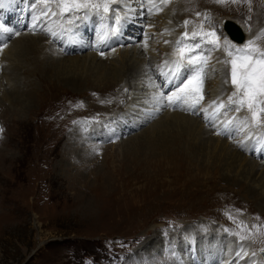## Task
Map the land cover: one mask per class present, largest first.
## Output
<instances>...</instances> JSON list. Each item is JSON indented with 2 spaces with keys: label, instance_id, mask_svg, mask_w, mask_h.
<instances>
[{
  "label": "rangeland",
  "instance_id": "374dc122",
  "mask_svg": "<svg viewBox=\"0 0 264 264\" xmlns=\"http://www.w3.org/2000/svg\"><path fill=\"white\" fill-rule=\"evenodd\" d=\"M147 1L150 3H146V0H91L92 3L110 6V10L112 5H115L113 9H119V11H111V15L108 17L109 12L103 11L102 16L101 11L90 9L88 14L93 15L92 19L97 21L100 27L102 26L101 21L110 22L108 27L103 30L97 29L102 38L95 45L97 52L88 49L72 55L65 54L71 57L90 56L96 53L98 58L101 57L106 62L109 58L110 62H108L111 63V67H121V73L124 74V64L130 60L131 53L139 45L138 48L141 49L138 50L139 55L141 53L143 59L147 57L155 60L156 66L153 64V75L151 73V76L153 81H158V88H154L157 91L162 89V80L159 74L165 76V73H169V57L170 60L173 59L178 63L177 65L184 68V66H192L188 64V55H195L197 63L203 64V68L199 67V71L196 69L194 74L191 73V82L199 80L200 89L197 92H189L187 86L189 82H186L187 89L182 84L187 81L186 78L183 80L184 82L180 83V88L171 91V94L164 91L161 95H165L167 98L172 97L174 92L176 94L183 89L185 90L184 95L187 91L190 96L191 93H196V99L192 98L199 103L194 104V100L192 98L190 100L189 97L187 102L194 104L193 109L180 113L199 119L203 124L202 130H207L212 134L209 136L214 139L223 138L234 150L249 157L252 164L255 162L264 164V157L255 155L260 150L264 151V123L257 124L247 107L235 111V105L229 103V97L236 89L231 83V64L229 63L235 59V54L228 55L232 50L229 46L242 48L249 42H254L255 46L264 49V0H236V2L233 0H162L159 4H156L155 0ZM121 3H128L132 9L138 12L136 19L139 14L142 17H140L142 20L136 21L138 27H136L135 37L137 38L135 41L129 38V32H132L129 30L132 29L133 23L123 20L121 30H124L120 37L123 39L125 37V42L114 44L115 46L109 50L103 51L100 49L103 43L113 39V35L110 36L108 30L112 34H117L116 31L120 30L119 23H115L116 17L127 16L124 15L125 10L120 8ZM142 3H145V6ZM151 3L152 7L148 11V4ZM36 4L38 8L35 7ZM57 5L56 16L55 13L47 14L46 17L43 15L44 23L48 21L56 25V18L65 23L57 24L55 31H53L55 26L49 30L41 26V29L36 27L40 31L22 26L25 30L22 28L18 32L13 30V32H5L7 43L0 46V55L3 56L2 52L5 46L11 44L19 35L31 34L30 36L34 35V37L38 35L42 38L45 37L44 39L47 41L45 46L48 47L50 43L59 42L61 38L59 34L69 28L65 19H69L68 15L62 18L64 16L62 13H67L66 8L63 4H59L58 0H32L23 12H21V3L19 11L16 10L14 13L12 8L2 10L7 17L3 16L4 22L0 20V29L4 25L9 28L6 25L8 18L12 22L13 19L20 20V17L22 19L25 15V20L22 21L29 24L32 12H38L39 15V10L50 9ZM171 6L175 8V12L171 11ZM101 8L103 9V7ZM177 8L181 11L178 12ZM50 15H54L53 18ZM82 15H84L83 12L73 14L70 22L81 21L84 18ZM225 20L234 21L242 28L246 37L244 45L237 46L238 44L236 45L229 40V37L227 38L222 28ZM34 21H40L37 14ZM185 21H187L186 25ZM113 27L114 31H112ZM151 27L152 29H150ZM167 28L171 29L170 34L165 32ZM61 31L62 33H60ZM48 33L50 35L46 37ZM185 33H187L186 36ZM159 35H164L168 39ZM80 40L82 43L89 42L83 37L69 39V41L76 42L75 46L77 43L79 44ZM123 43L125 44L123 45ZM146 44H150L152 48L147 50L144 46ZM192 44L198 45L194 52H191ZM202 50L205 51L204 55ZM137 56L138 54L135 52L131 63L140 62L142 56ZM2 58L0 57V77L3 74L2 69L6 65L7 67L10 65V63L5 64ZM143 59L141 61H144ZM114 64L115 66H112ZM183 64L185 65L183 66ZM168 67L169 69H167ZM217 70L220 71V77L223 75V85L217 78H210L209 82L208 79L204 80L203 75L207 73L210 77L217 76ZM79 71L82 72V70ZM92 73L96 74L97 72L96 70L89 72L91 75ZM176 78L178 79V76ZM21 79L22 83L27 84L23 75H21ZM120 79L116 81L119 82ZM90 81L92 84L84 85L89 89H86L87 91L81 90V87L76 89L78 91H73L68 83H57L55 84L56 90L47 91L42 97L38 96L34 100H26V106L22 110L21 107L12 106L10 99L6 100L3 97V93L10 96L12 88L7 79L2 78V82L0 80L3 86V89L0 87V129H3L0 132V264H139V262L141 264H171L173 262V264H186L183 256L184 251L180 250L182 245H189L187 247L189 250L196 251L200 245L208 244L205 242L208 237L202 239V243L199 242L196 235L192 234L194 244H191L190 248L191 239L185 237L187 235L185 230L196 227H204L201 230L205 229L206 232L203 234L206 236L208 233L219 234L221 232L222 235L219 234L222 236L219 242V246H221L220 258L217 264H248L250 256L255 258L252 264H264V259L262 258V260V256L259 254L264 249V205H260L256 196L251 195V187H249H256L260 193L264 194V168L254 174L253 179H244L243 174L248 172L249 167L245 163L237 162L232 169L234 170L231 173L233 176L228 175L230 178L226 175L227 170L224 167L221 168L222 172L220 170L214 174L213 170L207 171L202 175L203 177L201 176L202 178L187 182L189 179L182 177L180 168L174 166L172 171L166 172L167 168L165 167L158 172L159 168L156 166L158 163H154L155 168L150 169L151 172L155 171V174L152 173L155 176L153 180L141 178L131 180L127 185L121 184L118 187L103 185L98 178L102 171H104L103 173L107 172L116 184H118L117 170L120 173L124 171L129 175L132 172L135 174L140 172L130 169V166L126 168L128 161L125 154L130 140L138 139L144 135L145 131L152 130L154 124L165 119L167 110H176L170 108L171 110L166 109L165 112H158L155 117L141 126L132 128L134 121L129 122L128 118L122 114L131 109L134 100V91L130 90L127 82L124 81L122 86L115 87L114 84L108 83L105 84L106 86H100L95 82V78H91ZM175 87L176 85H174ZM182 87L183 89H181ZM209 87H211L210 90H208ZM210 91L214 94H210ZM118 92L119 94H117ZM121 93L122 95H120ZM97 94L114 97V100L111 99V108L103 109L104 107L100 106L98 101L100 99H97ZM212 95L214 97L211 98ZM217 95H222V98ZM213 99L217 103L223 102L226 107L217 108L212 104L213 109L215 108L213 114L216 113L217 116L214 114L213 118L207 122L205 116L208 115L206 113L209 106L207 109L205 108L206 111L203 106L205 104L207 107L209 100ZM258 101L264 102V97H258ZM261 107H264V103H258L255 110L257 117L264 119V113L260 112ZM104 112L108 113L106 118L102 115ZM209 114L211 115L212 112ZM220 114H222V118L218 116ZM117 117L123 118L121 123ZM134 119H139V116ZM119 123L126 130L123 128L115 138L106 134L117 129ZM84 125L85 127H83ZM224 125L227 126L225 133L220 131L225 127ZM70 126L74 127V130ZM98 127H101V130H98ZM87 132L88 134H85ZM100 133H105L104 137H101ZM251 134L256 136L259 144L251 148L253 152L248 153L244 149H249L250 144L252 143L251 146L255 144L253 140L256 139ZM259 136L260 138H258ZM68 138H73V140L75 138V142L79 144L76 148L78 147L80 150L93 149L92 161H88L83 156L69 159L66 150L69 153L68 143L71 141ZM261 140L262 142H260ZM257 141L256 143H258ZM257 147L258 149H255ZM216 154L217 151L213 153V156ZM97 171H100L99 174ZM143 173L146 171L143 170ZM232 177L244 179L245 182L240 184L236 178L232 179ZM153 234H161L160 240L156 244L150 243L153 241L151 239ZM234 243L237 247L240 245L246 247L247 251L245 252L248 253L244 259L237 255L240 249L235 250ZM147 246H152L149 252H146ZM192 259L199 262L198 251L196 257L194 255Z\"/></svg>",
  "mask_w": 264,
  "mask_h": 264
},
{
  "label": "bare ground",
  "instance_id": "6f19581e",
  "mask_svg": "<svg viewBox=\"0 0 264 264\" xmlns=\"http://www.w3.org/2000/svg\"><path fill=\"white\" fill-rule=\"evenodd\" d=\"M31 1L32 0H2V5H0L2 7L0 9V20H1V22L2 21L4 22V20L2 19L3 16L7 17L6 13H4V11H2V10L12 8L13 13H14V12H16V10L19 9V5L21 3L22 4L21 12H23L25 7L27 5H29V3ZM161 1L162 0H155V3L159 4ZM146 3H150V2H148L146 0ZM130 4H131V2H130ZM16 5H18V6L16 7ZM142 5L145 6V3H142ZM148 6L149 7H147V8L149 11V9L152 7V3L148 4ZM35 7L38 8V5L36 4ZM54 7L56 8V10H54L55 9ZM114 7H115V5H112L111 9H113ZM120 8H122L126 12L124 15H127V16L124 17V20L127 21L128 23H133L132 29L129 30L132 32H129V31L128 32L130 35L133 36V37H131L129 35V38H131L132 41H135V39L137 38V37H135L136 36L135 31H136V27H138V23L136 21L140 20L142 17L139 14V17H137V19H136L135 17H136V14L138 12H136L135 9H132L130 7V5H128V3H126V4L121 3ZM61 9L63 10L62 6H61ZM144 10H145V8H144ZM179 10L181 11V9L177 8L178 12H180ZM230 10H231V8H230ZM66 11H67V9H66ZM171 11L175 12V8H173L172 6H171ZM25 12H27V11H25ZM28 12H29V8H28ZM57 12H58V5L52 6L50 9L44 8V9L39 10V13H40L39 15H38V12H32L31 16H30V21H29L30 23L29 24L26 23V24H28V26L25 28L31 27L32 29H34V31H38L40 26H41L42 28L49 30L53 26H55V24L49 23L48 21L46 23H44V18L41 19V16L42 15L46 16L47 14H51V13L52 14L55 13V16H56ZM59 12L61 13L60 10H59ZM11 13H12V11H11ZM140 13H143V12H140ZM36 14H37L38 20L40 19V21H38L39 23L34 21V17H36ZM19 15H21V14L19 13ZM88 15H90V14L82 15V17H84V18H82L81 21H75V22L72 21L73 24L70 22L71 20L65 18L66 17L65 15L62 16V18H65L67 23L69 24V28L66 31L62 30L64 32L62 33V31H61L60 33H62V34H59V36L60 37L63 36L66 41H68V42H70V44H72L71 49L75 46L76 42L74 43L72 41H69V39L71 40L74 38L83 37L87 41L93 40V39H90V37H89L91 35V33H89V32H91V30L94 34L93 37L96 36V38H98V40H97L98 42H99V40L102 39L99 36V33L95 28V25H99V23L97 21L95 22L92 18L90 19V16H88ZM50 16H52V18H53L54 15H50ZM142 16H144V15H142ZM23 19H25V15H24ZM9 20L10 19L8 18V21ZM20 20H21V17H20ZM20 20L19 19H13L12 22L7 21L6 25L9 26L8 29H10L11 32L21 31L23 28L22 26H23V24L25 25V23H23ZM225 21L223 23V26H226ZM17 22H18V25H16ZM101 22H102V24L105 25V28L108 27V25L110 23V22H106L105 20L101 21ZM59 23H65V22H61L60 20H58L56 18V25ZM76 24H78L79 26L77 27ZM72 25H73V27H71ZM4 27H5V25H4ZM36 27H39V28L37 29ZM150 29H152V27ZM122 31L123 30H121V29L119 30V32H122ZM169 31H171V29L167 28V30H165L166 33L168 32V34H170ZM4 33H5L4 31L0 32V46L3 45L4 43L5 44L7 43L6 42L7 37H5L6 35ZM31 33H33V32H31ZM34 33H37V32H34ZM52 33L55 34L54 32H52ZM64 33L66 35H64ZM30 35H28V34H24L21 36L19 35V37L16 38L11 44H8V46H5L4 51L2 52L3 56L0 55V57H3L2 60L5 64L10 63V65H8V67L6 65L2 69L3 74L1 75L2 77H0V80L2 82V78L7 79L9 84H10V87L12 88V90H11L12 93L10 96L7 93H3V97L6 100L10 99V103L12 106H14V107L18 106V107H21L22 110H24L23 108L26 106V100H34L38 96L42 97V95L45 94L47 91L54 90L55 84H57V83H60V84L61 83H64V84L68 83L70 85L71 89H73V91H78L76 89L79 87H81V90L85 89V91H87L89 89L84 87V85L88 84V83L92 84L90 80H91V78H95V82L99 83L100 86L108 83V84H114L113 86L117 87L119 85L122 86L123 82L126 81L128 87L131 88L130 90L134 91V93H133L134 94V97H133L134 100L132 101L133 103H132L131 109L129 111H127L126 113H122V114H124V116L126 118H128L129 122L134 121V123H132V128H137V127L141 126L142 124H144L145 122L150 120L152 117H155L158 112H161V111L165 112L166 109H170V108H174L176 110V111H172L170 109L172 112L167 110L165 119L164 120L161 119L162 120V121L160 120L161 122H157L156 124H154L152 126L153 127L152 130L149 129V130L145 131L144 135H141V137L138 139L130 140V142L128 141L129 146H127V153L125 154L127 156L126 159L128 161L126 168H129V166H130V169H134L137 171L139 170L140 172L136 173V174H135V172H132L129 175L128 173H125L124 171L122 173H120V171L117 170L116 173L118 174V178H117L118 184H116L114 179L110 178V176L108 175L107 172L103 173L104 171L101 170L102 172L99 174L100 171H97L98 172L97 174H99V177H98L99 182H101L103 185H114V186L118 187L121 184L127 185L128 183L131 182V180H136V179L139 180L141 178H144L145 180L146 179L153 180L155 176L152 175V173L155 174V171L151 172V170H152V168H155L154 163H158V165H156L157 168H159L158 172H160V170L165 168V167L167 168L166 172L172 171L174 166L180 168V170H182L181 171L182 177L185 179H189V180H187V182L191 181L193 179H196V178L199 179V177H201L207 171L213 170L214 174L218 173V172H220L221 168H224V167H225L224 169L227 170L226 175L231 176L232 175L231 173L234 172V170H232V169L234 168V165L237 162L245 163L246 166L249 167L248 172L246 174H243L244 179H249V178L253 179L254 174H257L261 169L264 168V164L261 162H255L254 164H252V161H251V159H249V157L244 156V154L241 155V152L238 150H234V148L232 146L228 145V143L226 141H224L223 138L217 139L215 137L216 139H214L213 137L209 136L212 134L209 133L207 130L206 131L202 130L203 124L199 121V119H195L191 116L190 117L185 116L184 114L180 113V112H185V110L191 111L193 109L192 106L195 103H197L196 100H194V99H196L195 96H197V95H195L196 93L195 94L191 93V96H190L189 92H192V91L197 92V90L200 89L201 86L199 85V82H198L199 80L196 82L187 83L188 85L186 84L188 86L189 92L186 90L187 92L185 95H184L185 90L183 89V87L181 88V89H183L182 91L178 90L179 92H176V94L174 92L172 94V97H171L172 103L168 102V98L165 95H163V96L161 95L164 92V89H162V90L158 89V91H157V89L155 90L154 88L157 87L158 81L157 80L153 81L152 76H151V73L153 75V67L155 65L154 64L155 60L152 58H147V57H145V59H143V55H141V53L139 55L138 50H141L138 48L139 45H137L134 49V52L131 53L132 56L130 57V60L124 64L123 70L124 69L125 70L123 71L124 74H122L121 73V67H119V68L118 67L117 68L111 67V63H109L110 62L109 58H107L108 59L107 62L109 61L107 63L105 61V59H102L101 57H100L101 59L98 58V54H96V53L93 55H90V56H71V57H68L67 54L72 55V54H75L79 51L73 50V51H75L74 53H67L66 51L62 52L60 40H59V42H57V41L54 42L55 44L50 43L49 46L47 47V46H45V43H47V41L44 39L45 37L42 38L39 35L37 37H34L33 34H32L33 36H30ZM49 35H50V33H48L47 36L46 35H44V36L48 37ZM159 36H161V35H159ZM161 37L163 38L165 36L163 35ZM165 38H167V37H165ZM124 39H125V37H124ZM124 39L118 37L115 41H117V43L120 44L122 41H124ZM113 40H114V38L112 39L111 42L107 41V42L103 43V45L101 46L100 49L104 51V50H109L110 48L115 46L114 44H116V43H115V41L113 42ZM229 40H230V38H229ZM245 40H246V37H245ZM75 41H77V40H75ZM81 42L82 41L80 40L79 44L77 43V45H76L83 50L80 52H84L85 50H88V49H93L94 52H97V50L95 48H93V46H92V44L96 45L97 42H93V43L92 42L81 43ZM160 42L162 43V41H160ZM127 43H129V42H127ZM124 44L125 43H123V45ZM194 44H196V43H194ZM235 44H237V43L235 42ZM242 44L243 43H241L240 45H242ZM162 45H165V44H162ZM144 46L147 48V50L150 47L152 48V46H150V44H146ZM58 47H59V49H58ZM203 47H205V46H203ZM226 47H227V45H226ZM135 52L138 54V56H142L141 60L143 59L144 61L140 60L139 63H131L134 56H135ZM65 53H67V54H65ZM125 53H128V51H125ZM197 55H199V54H197ZM110 60H112V59L110 58ZM179 61H180V58H179ZM168 64H169L170 69L168 67L167 69H169V73L168 74L165 73L164 80H166V82H164L163 87L166 89L165 90L166 93L171 94V91L173 92L174 90H177L174 88V85L172 84V78H176L178 76V81L180 78H182L181 81L179 82V85H180L181 82H184L183 80H185L186 78L189 77L190 73H193V72L195 73L196 70L194 71V67L189 66V65H188V67H185L184 66L185 64H183L184 68H181L180 65H177L178 63L175 62L173 59L170 60V57H169ZM202 65L199 66L200 69H201V67L203 68ZM218 65L220 66V64H218ZM112 66H115V64ZM163 67H164V65H163ZM178 67H180V68L178 69ZM200 69H198V71ZM79 70H82V72ZM95 70L97 72L96 74H93V73H92V75L89 74V72H91V71L95 72ZM218 70H219V68H218ZM218 70H217V76L213 75V77H210V75L208 73L206 75H203L204 80L208 79V82H209L210 78H217V79L221 80V85H223L224 84L223 75L220 77V71L218 72ZM176 72L179 75H176L177 74ZM223 74H224V71H223ZM21 75L24 76L27 84L22 83ZM160 75H162V74H160ZM119 79H120L119 82L116 81ZM1 82H0V87H1V89H3ZM116 82H118V83L115 84ZM185 82H188V81H185ZM210 88L211 87H209L208 90H210ZM93 89H95V88H93ZM117 90H118V88H117ZM122 90H124V89H122ZM151 90H153V91H151ZM91 91H97V90H91ZM215 91H216V89H215ZM227 91H229V90H227ZM97 92H99V91H97ZM211 93L214 94V92L210 91V94ZM117 94H119V92ZM124 94H125V92H124ZM120 95H122V93ZM222 95L224 96V93ZM222 95H217V97L221 96V98H222ZM96 96H97V99H100L98 101L101 104L100 106L104 107L103 109L111 108V99H113L114 97L112 98L110 95L102 96L100 94H97ZM118 97H119V95H118ZM179 97H187V100H185L184 102L177 103V98H179ZM189 97H190V100L192 97H194V99L192 98L194 100V104L187 102L189 100ZM200 97H202V96H200ZM210 97L212 98L214 96L212 95ZM23 98H25V99H23ZM117 99H116V101H117ZM6 100L3 99V101H6ZM213 100L212 101L209 100V101L213 102ZM214 101H216V100H214ZM210 102H209V104H207V107L205 104L203 106L204 109L205 108L207 109L209 106V109L206 113L208 115L205 116V121H207V122L209 121L210 118H213L214 114H216V113L213 114V111L215 108L213 109L214 106L212 105V103L210 104ZM105 107H107V108H105ZM164 108H165V110H164ZM217 108H216V110H218ZM206 109H205V111H206ZM104 111H106V110H104ZM108 111H110V110H108ZM211 112H212V114L210 115L209 113H211ZM104 113L102 115H104V118H106V116H108V113H105V114ZM109 114H110V112H109ZM113 115H114V113H113ZM137 116H139V119H141L140 121H139V119H134V117H137ZM215 116H217V114ZM219 117L222 118V115ZM224 118H225V114H224ZM114 119H115V117H114ZM117 119L120 120V123H121L123 118L117 117ZM232 120H231V122H232ZM75 124H77V123H75ZM119 124H118L117 129L115 128L112 131H110L109 133L107 132L106 134L107 135L110 134L112 138L113 137L115 138L117 135L120 134V131H122L123 128H124V130H126L125 127H121V124L120 125ZM79 125H80V123H79ZM129 126H131V125H129ZM228 126H230V124H228ZM70 127L72 130H74L73 129L74 127H72V126H70ZM83 127H85V125ZM102 127H103V125H102ZM248 129H250V128H248ZM98 130H101V127H98ZM226 130H227V126H225L220 131L225 133ZM39 131H40V129H39ZM228 132H230V131H228ZM80 133L82 134V132H80ZM85 134H88V132ZM104 134L100 133L101 137L102 136L104 137ZM42 135H44V134H42ZM46 136H44V137L46 138ZM232 136H234V135H232ZM248 137H249V134H248ZM253 138H256V136H253ZM258 138H260V136ZM69 139L70 138H68V140ZM261 139H263V138H261ZM70 141L73 143H71V142L68 143V145L70 147L69 153L66 150V155H69V159H71V157H76V156L82 157L83 156V158L87 159L88 161H92L93 149L92 150L91 149L80 150L78 147H77L78 148L77 149L76 146H78L79 144H77L75 142V138H74V140H73V138H71ZM253 141H255V143H256L257 138ZM257 142L259 143V141H257ZM260 142H262V140ZM263 145H264V142H263ZM242 148H244V147H242ZM255 149H258V147ZM233 150L235 153L233 152ZM244 150L248 152V149H244ZM208 151H209V153H208ZM216 151H217V154L213 156V153H215ZM255 155L258 157H261V155H262V157H264V151L261 150L258 153H256ZM126 159H123V160L125 161ZM160 164H162V165H160ZM143 170L146 171V173H143ZM127 172H129L128 169H127ZM221 172H222V170H221ZM116 173H115V175H116ZM141 174H143V175H141ZM79 177L81 178V175H79ZM234 178H236V177H234ZM234 178L232 177V179H234ZM263 178H264V176H263ZM244 179L236 178V181L240 182V184H241V182H245ZM244 185H245V183H244ZM249 187H251L250 188L251 195L256 196V198L260 202L259 203L260 205H262V204L264 205V194L260 193V191H258V189L256 187H252V186H249ZM203 228L204 227H196V228H192V229L186 228V230H185V232H187L186 233L187 235H185V237L191 239L190 248L192 246L191 244H194L192 242V241H194V237L192 236V234L196 235L199 242H202V243H203V241H201V240L206 239L208 237V239H206V241H205L208 244L202 245V246L200 245V247H197L196 251L192 250V249L189 250V248H187V247H189V245L188 246L182 245L180 250H181V252L184 251L183 256L185 258L186 264H217V261L220 258L221 246H219V242L222 239V236H220V235H222L221 232L219 233L220 235L214 234V233H208V235L206 236L203 234V232H206L205 229L201 230ZM179 235H178V237H179ZM160 236H161V234H153L152 238H151V239H153V241H151L150 243L156 244L160 240ZM174 236H177V235H174ZM233 247H234V249L236 248L235 250H237V248H239V249L243 248L245 251H247L246 247L243 245H240L237 247V245L234 243ZM151 248H152V246H149V247L147 246L146 252H149V250ZM229 250H228V252H229ZM197 251H198V255H199V259H198L199 262L198 263L192 259V257L194 255L196 257ZM202 251H205V252H202ZM236 253H237V251H236ZM246 253H248V252H246ZM259 254L262 256L261 259L262 258L264 259V251H261ZM167 256H168V254H167ZM244 257H243V259H244ZM248 258H249L248 264H252L255 261V258H253L251 256ZM173 263H171V264H173ZM225 263H227V262H225ZM139 264H141V262H139Z\"/></svg>",
  "mask_w": 264,
  "mask_h": 264
},
{
  "label": "snow or ice",
  "instance_id": "6c2138e0",
  "mask_svg": "<svg viewBox=\"0 0 264 264\" xmlns=\"http://www.w3.org/2000/svg\"><path fill=\"white\" fill-rule=\"evenodd\" d=\"M236 2V0H233ZM59 4H63L67 9V13H62V15H68L69 20L72 19V15L75 13L83 12L84 15L88 14L90 9H100L103 7L104 12H109V7L101 5L99 3H92L91 0H58ZM0 5H2V0H0ZM113 12H118L119 9H111ZM46 14V13H45ZM115 23H119V17H116ZM187 21H185V25ZM4 32H9L10 29L3 27L0 29ZM185 36L187 33L184 34ZM167 43V41H165ZM198 47V45L192 46V52ZM231 47L228 55L233 56L235 54V59L229 61L231 64L230 78L231 83L235 86L236 91L232 93L229 97V103L235 105V111H239L241 108L247 107V110L253 114L252 118L257 124L264 123V119L257 117L256 106L258 103H264L258 101V97H264V49L254 45V42H249L248 45L242 48ZM188 62L190 65L194 66V70L199 68L195 55L189 54ZM201 63H203L201 61ZM192 80L191 73L187 78L190 83ZM202 99V97H201ZM187 97L177 98V103L184 102ZM168 102L172 103L171 97H168ZM199 103V101H197ZM212 104L218 108H225L226 105L223 102L217 103L213 101ZM260 112L264 113V107L260 108ZM3 129H0L2 132ZM243 227V225H241ZM259 227V226H257ZM264 251V249H262ZM238 256L243 258L247 255L245 250L241 248Z\"/></svg>",
  "mask_w": 264,
  "mask_h": 264
},
{
  "label": "water",
  "instance_id": "95a60500",
  "mask_svg": "<svg viewBox=\"0 0 264 264\" xmlns=\"http://www.w3.org/2000/svg\"><path fill=\"white\" fill-rule=\"evenodd\" d=\"M227 32L229 33V35L231 37H233L235 40H242L243 41V32L241 31L240 27L235 23V22H232V21H227L226 22V26H225ZM242 32V33H241Z\"/></svg>",
  "mask_w": 264,
  "mask_h": 264
}]
</instances>
